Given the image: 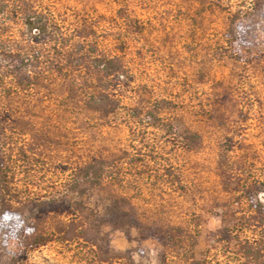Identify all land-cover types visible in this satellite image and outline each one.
I'll return each mask as SVG.
<instances>
[{
    "label": "rangeland",
    "instance_id": "obj_1",
    "mask_svg": "<svg viewBox=\"0 0 264 264\" xmlns=\"http://www.w3.org/2000/svg\"><path fill=\"white\" fill-rule=\"evenodd\" d=\"M251 5L0 0V264L257 263L219 231L264 180Z\"/></svg>",
    "mask_w": 264,
    "mask_h": 264
},
{
    "label": "trees",
    "instance_id": "obj_2",
    "mask_svg": "<svg viewBox=\"0 0 264 264\" xmlns=\"http://www.w3.org/2000/svg\"><path fill=\"white\" fill-rule=\"evenodd\" d=\"M251 10H255L259 13H261L264 16V0H252ZM242 11L243 9L239 8L237 11H233L229 18V35L232 34V37L235 39L240 36L241 32V17H242ZM88 42V41H86ZM95 59V61H103V55L96 57V55L91 56V59ZM92 59V60H93ZM104 59L108 61H112L113 57H108ZM94 61V60H93ZM104 73V72H103ZM105 75H119L123 74L119 71L116 72H107L105 71ZM1 154H2V142L0 141V165H1ZM1 170V169H0ZM84 169H81V177L87 178L89 174L84 173ZM1 173V171H0ZM101 173V172H100ZM103 175L98 174L95 176V178L101 179ZM248 193H247V199L249 200V208L251 210V213H249L248 216H246V221H241L242 217H229L225 218L223 221L222 227L219 229L221 233V239H227L231 240L235 235L237 236V232H235L233 236L234 230L237 228H241L242 224H248L249 226H253L258 228L261 233L260 237H257L256 239H250V238H239L237 236L236 241L239 244V249L242 251L244 256L248 259L254 258L257 263L256 264H264V197H261V192H264V180L262 181H255L252 183L251 186L247 187ZM263 196V195H262ZM75 206L81 207L82 205L80 203H76ZM235 228V229H234Z\"/></svg>",
    "mask_w": 264,
    "mask_h": 264
}]
</instances>
